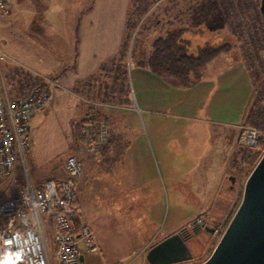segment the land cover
Returning a JSON list of instances; mask_svg holds the SVG:
<instances>
[{
    "label": "crops",
    "instance_id": "1",
    "mask_svg": "<svg viewBox=\"0 0 264 264\" xmlns=\"http://www.w3.org/2000/svg\"><path fill=\"white\" fill-rule=\"evenodd\" d=\"M27 1L5 0L9 12L4 16L0 14V48L9 56L10 61L7 62L9 65L27 72L31 78L55 77L59 83V87L53 91L49 106L32 121L30 152L25 158L27 170H30V177L36 182L42 178L61 177L64 158L69 154H74L84 162L83 173L89 167L92 168L95 176L94 191L98 196L101 195V198L133 201L129 195H132V192H139L137 200L147 198L154 200V197L149 195L156 193L159 183L153 185L151 180L145 177L143 171L145 161L139 156V151L145 150L150 159L149 146L154 150L150 136L160 151V131L153 127L154 124H151V131L141 129L135 123L137 122L136 111L141 112V115L143 113L149 115L157 111L154 106L161 109H165L166 104L175 107L183 106L186 101L192 102L197 94L205 92L207 83L193 81L183 84L172 75L154 73L146 66V58L142 52L140 53V48L137 52L135 51V55H132V52L130 54L128 50H123L132 0H88L87 5L79 9L76 8V2L81 5V0ZM29 2H31V6ZM24 7L26 14L22 15L20 11H24ZM175 8L176 6L173 7V9ZM199 12L196 11L197 17ZM21 16L27 19H23ZM171 22L168 21V24ZM14 25L18 28H15ZM31 25L40 26V28L31 29ZM38 33L44 35L41 36ZM127 56L133 61L130 62ZM117 61H121L123 76L127 77L129 87L131 75L136 97L133 94L130 104L125 105L123 102L117 101V104L112 102V105L106 103L98 107V114L108 126V138L98 153L87 155L83 151L76 122L85 120L92 108L81 98H89L87 90L91 80L101 75L105 70L107 71L110 63L113 66ZM103 65L106 67L105 70H101ZM134 72L136 79L132 74ZM238 73L241 77L242 109L241 117L237 121L227 122L215 118L208 113V107L199 113L200 105L195 107L197 110L191 115L181 112L172 114L179 120H189L188 128H195L192 132L200 145L197 151L202 152L198 158L202 167L206 165L210 167L214 161V147L209 155L207 152L208 143L213 144L215 137L224 141L223 155L218 156L219 159L214 167V169L218 168L219 174L216 175L215 183L209 194L211 201H214L215 204L201 209L202 211H198L193 218L219 214L218 210L226 207V204L228 206L237 193L230 188L223 190V185L229 175L235 172L234 168L239 162L241 148L237 146L236 139L240 126L245 123L247 109L254 95V87H250L249 70L242 61ZM27 84L25 83V86ZM186 86L188 88H185ZM215 88L217 90L219 85L216 84ZM23 90L24 88L20 92H16L21 93ZM125 109L130 113H125ZM172 139L177 147L171 145L170 148L172 150L181 148V140L178 135L174 134ZM138 142L143 144L135 145ZM146 142L149 143V146ZM168 144L169 142L166 140V145ZM203 145H205V150H201ZM217 152L220 154V150ZM56 161L57 164L54 163ZM46 166L55 170L53 175L34 177V172ZM83 173L77 181V196H75L79 209L81 208L78 192ZM168 179L170 184H174L175 179L171 176ZM105 181L109 182V186H106ZM197 183L191 189L184 188V191L191 197L194 193L198 195L201 189H203L202 194L206 193L205 183L200 188L198 181ZM233 187L235 188V186ZM171 191L175 198L181 190L171 186ZM193 220L191 219L189 222ZM143 227L145 234L139 245V254L145 253L164 237L181 229V227L170 225L165 230L166 232L159 237L162 230L155 225H144ZM99 250L100 254L94 255H98L100 259H103L104 256L109 260L108 252L106 254L105 250L100 247ZM89 255L85 254L84 260L91 263ZM126 256L115 257L114 260L110 258L109 263L127 264L128 261L124 263L127 259ZM95 264L105 263L97 260Z\"/></svg>",
    "mask_w": 264,
    "mask_h": 264
},
{
    "label": "rangeland",
    "instance_id": "2",
    "mask_svg": "<svg viewBox=\"0 0 264 264\" xmlns=\"http://www.w3.org/2000/svg\"><path fill=\"white\" fill-rule=\"evenodd\" d=\"M87 3L88 0H81V5L76 2V8L86 6ZM29 5L31 6V2ZM71 5L74 6L73 3ZM175 6L176 8L173 9ZM259 7L260 0H132L123 45V50H128L130 54L132 52V55H135V51L137 52L140 48V53L142 52L144 58H147L152 52V41L156 37L166 34L168 30L175 28H186L184 36L190 40L188 47L190 51H196L197 47L206 45H224L225 50L202 66L196 76L191 75L192 79L195 76L196 82L207 83L205 92L197 94L192 102L186 101L183 106L178 107L166 104L165 109L154 106V109L159 112L155 111L149 115L144 113L141 115V112L136 111L137 122L135 123L141 129L151 131V124H154L153 127L160 131V151H158L151 136L154 150L146 142L149 146L150 159L145 150L139 151V156L145 161L143 168L145 177H148L153 185L159 183L156 193L149 195L154 197V200L152 198L137 200L139 192H132L133 194L129 195L133 201L103 199L94 191L95 176L92 168L89 167L84 171L78 192L84 226L88 227L97 245L105 250L106 254L108 252L111 259L114 260L115 257L120 258L127 255L124 263L128 261L127 264H149L145 259L146 252L139 254V245L145 234L144 225H155L161 229L159 237L166 232L165 230L170 225L186 227L189 230L190 228L187 227L189 221L195 219L193 217L197 212L202 211L201 209L208 205L215 204L214 201H211L209 194L215 183L216 175L219 174L218 168L214 169V167L219 159L218 156L223 155L224 141L222 142L219 137H215L213 144L208 143L207 152L209 155H211L210 151L214 147V161L210 167L207 165L202 167L198 160L202 152L197 151L200 145L192 132L195 128H188L189 120H179L172 114L181 112L191 115L197 110L195 107L200 105L199 113L208 107V113L215 118L227 122L237 121L241 117L242 109L241 77L238 73V69L241 68V61L249 70L250 87H254V95L247 109V114L260 112V108L264 107V13H261ZM23 9L24 11L20 12L25 15L26 8ZM196 11H200L198 17ZM168 21L172 22L168 24ZM14 27L18 28L16 25ZM30 28L39 29L40 26L31 25ZM127 58L129 59V56ZM129 61L132 62L133 60L129 59ZM120 62H115L113 66L110 63L107 71L105 70L101 75L91 80L87 90L90 99L111 105L117 104V101H121L125 105L132 102L134 94L132 77L130 75L131 91L127 77L123 76V67ZM12 68L13 66L6 62L0 65L8 91L10 93L12 91L20 92L22 88L28 86H25L26 82L21 79L25 74H22L21 71H12ZM132 74L136 79L135 72ZM216 84L219 85L217 90ZM208 89L209 92L206 94ZM135 105H138L137 102ZM124 111L130 113L127 109ZM261 132L264 133L262 130ZM174 134L178 135L181 140V148L172 150L171 145L177 147L172 139ZM166 140L169 142L168 145H166ZM201 143L204 144L205 142ZM142 144V142H138L135 145L140 146ZM201 150H205V145L202 146ZM218 150H220V154H217ZM247 155H250L249 149L241 148L238 165L236 164L234 168L235 172L229 175L223 185V190L230 188L235 192L237 191L233 201L231 200L228 206L226 204V207L218 210L219 214L215 213L203 217L205 220L203 224H206L207 227L203 226V229L197 234H193L187 242L192 254L191 259L176 264H200L211 254L240 203L247 176L258 161L254 162L253 155L247 159ZM54 163L57 164V161ZM54 172V169L51 170L50 167L46 166L34 172V177L41 178L45 175H53ZM170 176L175 179L174 184H170L168 179ZM197 181L199 188L205 183L207 192L202 194L203 189H201L198 195L194 193L191 197L184 191V188L191 189L192 186L198 184ZM105 183L106 186H109V182L105 181ZM6 186L0 187V198H7L11 195V190ZM171 186L181 190L175 198ZM143 187L145 186L143 185ZM235 202L237 203L236 206L234 205ZM203 224H192V227ZM46 239L51 264H54V243L47 228ZM89 256L91 263L85 261L86 264H95L97 260L110 264V258L108 260L103 255V259L94 254Z\"/></svg>",
    "mask_w": 264,
    "mask_h": 264
},
{
    "label": "built area",
    "instance_id": "3",
    "mask_svg": "<svg viewBox=\"0 0 264 264\" xmlns=\"http://www.w3.org/2000/svg\"><path fill=\"white\" fill-rule=\"evenodd\" d=\"M8 12L5 0H0V14ZM9 61L0 48V65ZM27 85L21 93H10L0 69V187L7 185L12 192L9 197L0 198V259L10 257L9 264H51L47 228L54 243V264H86L85 254H100V250L84 226L75 202L84 162L69 154L63 160L61 177L42 178L38 182L30 177L25 166L32 121L49 106L59 83L55 77L41 76ZM81 100L92 111L85 120L75 122L84 153L92 155L99 152L108 138L107 123L97 112L106 103L87 97ZM260 139H264V133L258 127L243 124L236 144L251 148ZM203 223V217H197L187 227Z\"/></svg>",
    "mask_w": 264,
    "mask_h": 264
},
{
    "label": "water",
    "instance_id": "4",
    "mask_svg": "<svg viewBox=\"0 0 264 264\" xmlns=\"http://www.w3.org/2000/svg\"><path fill=\"white\" fill-rule=\"evenodd\" d=\"M259 9L264 13V0ZM191 237L183 229L167 235L146 251V261L176 264L191 259L186 243ZM200 264H264V153L247 176L240 203L221 238Z\"/></svg>",
    "mask_w": 264,
    "mask_h": 264
},
{
    "label": "trees",
    "instance_id": "5",
    "mask_svg": "<svg viewBox=\"0 0 264 264\" xmlns=\"http://www.w3.org/2000/svg\"><path fill=\"white\" fill-rule=\"evenodd\" d=\"M185 31L186 28H175L168 30L164 35L156 37L152 41V52L146 58L145 64L154 73L172 75L178 78L183 84H189L195 81L194 79H196L195 76L198 70L215 56L222 53L225 47L224 45H206L197 47L196 51H190L188 48L190 40L184 36ZM105 69L106 67L103 65L101 70ZM12 71H21L22 74L24 73L25 75L21 79H24L23 81L26 83H30L34 79L27 72H23V70L18 68L14 67ZM193 74L195 75L194 79L191 78ZM245 123L253 124L264 131V107L260 108V112L246 114ZM248 149L250 155L254 157V162H256L262 153H264V139H260L255 147ZM250 155L246 156L247 159H249ZM236 202L234 205H237ZM181 229L187 228L184 227Z\"/></svg>",
    "mask_w": 264,
    "mask_h": 264
},
{
    "label": "flooded vegetation",
    "instance_id": "6",
    "mask_svg": "<svg viewBox=\"0 0 264 264\" xmlns=\"http://www.w3.org/2000/svg\"><path fill=\"white\" fill-rule=\"evenodd\" d=\"M230 179H231V178H230ZM203 226H206V227H207L206 224H203L202 226H193V227H191L189 230H188V229H183V231H184L185 233L189 232V233H191V234L193 235L194 232L197 234L201 229H203V228H202ZM189 240H190V239H188V240L186 241V243H187Z\"/></svg>",
    "mask_w": 264,
    "mask_h": 264
},
{
    "label": "clouds",
    "instance_id": "7",
    "mask_svg": "<svg viewBox=\"0 0 264 264\" xmlns=\"http://www.w3.org/2000/svg\"><path fill=\"white\" fill-rule=\"evenodd\" d=\"M9 262H12V259L10 257L0 259V264H9Z\"/></svg>",
    "mask_w": 264,
    "mask_h": 264
}]
</instances>
